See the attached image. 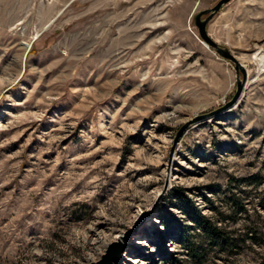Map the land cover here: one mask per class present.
<instances>
[{
	"label": "rangeland",
	"instance_id": "rangeland-1",
	"mask_svg": "<svg viewBox=\"0 0 264 264\" xmlns=\"http://www.w3.org/2000/svg\"><path fill=\"white\" fill-rule=\"evenodd\" d=\"M218 1L0 0V264H178L180 227L195 264L264 258V0L207 22L234 61Z\"/></svg>",
	"mask_w": 264,
	"mask_h": 264
},
{
	"label": "trees",
	"instance_id": "trees-1",
	"mask_svg": "<svg viewBox=\"0 0 264 264\" xmlns=\"http://www.w3.org/2000/svg\"><path fill=\"white\" fill-rule=\"evenodd\" d=\"M189 215H191V220L194 223V226L189 229L199 230L209 246H215L220 251H230L231 253L232 249L237 247L236 238L229 236L223 228L212 223L204 214L191 212ZM185 230V227L179 228L177 241L185 251L187 258L180 260L178 264H195V261L197 262L199 259L200 249L202 248L192 241V236L188 232L186 233ZM249 233H252L251 230ZM248 238L258 240L252 234ZM256 264H264V258Z\"/></svg>",
	"mask_w": 264,
	"mask_h": 264
},
{
	"label": "water",
	"instance_id": "water-1",
	"mask_svg": "<svg viewBox=\"0 0 264 264\" xmlns=\"http://www.w3.org/2000/svg\"><path fill=\"white\" fill-rule=\"evenodd\" d=\"M230 0H219L210 10H204L201 11L197 14H195L194 16V24L197 27V31H198V35L201 38L202 41H204V43H206L208 46H211L212 48H214L220 55L233 60L234 61V57L229 53V51L224 48V47H220L207 33L206 31V25L208 20L212 17V15L214 13H216L220 7L227 3ZM209 12L208 16L204 19H200L201 15L205 12ZM240 89L241 86L239 85L236 91V94L234 95V97L232 98L231 101H229L227 104H225L220 110H224L227 109L228 107L232 106L236 100L237 97L240 93ZM208 115H203V116H199L194 118L195 120L201 119V118H205ZM185 128V126L183 128H181L177 134V137L181 134L182 130ZM123 245H121L120 243H112L110 246H108L107 250L105 251L104 254L101 255V258L97 261L94 262H90L89 264H113V262L118 259L123 251Z\"/></svg>",
	"mask_w": 264,
	"mask_h": 264
},
{
	"label": "bare ground",
	"instance_id": "bare-ground-1",
	"mask_svg": "<svg viewBox=\"0 0 264 264\" xmlns=\"http://www.w3.org/2000/svg\"><path fill=\"white\" fill-rule=\"evenodd\" d=\"M22 45H25V43H21ZM207 47V46H206ZM141 243H144V240H140V241H138V244H141Z\"/></svg>",
	"mask_w": 264,
	"mask_h": 264
}]
</instances>
